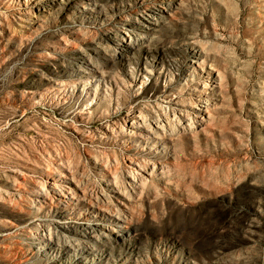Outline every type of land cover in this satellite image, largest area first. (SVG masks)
Here are the masks:
<instances>
[{"label": "rangeland", "instance_id": "obj_1", "mask_svg": "<svg viewBox=\"0 0 264 264\" xmlns=\"http://www.w3.org/2000/svg\"><path fill=\"white\" fill-rule=\"evenodd\" d=\"M0 264H264V0H0Z\"/></svg>", "mask_w": 264, "mask_h": 264}]
</instances>
